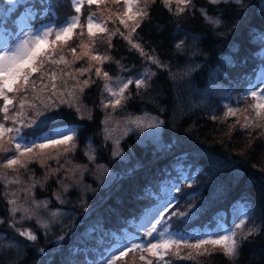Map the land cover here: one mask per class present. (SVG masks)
I'll list each match as a JSON object with an SVG mask.
<instances>
[{
	"label": "trees",
	"instance_id": "1",
	"mask_svg": "<svg viewBox=\"0 0 264 264\" xmlns=\"http://www.w3.org/2000/svg\"><path fill=\"white\" fill-rule=\"evenodd\" d=\"M32 2L37 4L39 13L29 19L32 26L48 21L60 25L76 15L71 0H52L55 7L51 12L45 10L39 0ZM0 7L8 5L0 0ZM170 7L172 11L165 7L163 0L149 3L147 18L141 20V27L132 35L133 41L141 44L150 55L154 50V54L168 65L167 71L157 69L124 39L130 28L119 22L124 11L121 3L107 33L90 39L82 30L74 29L71 40L66 43L56 41L55 44L52 35L49 55L53 59L63 55L68 63L67 66L57 65L44 59L41 71L46 75L43 83H51L48 78L51 72L57 74L56 84L61 86L66 80L69 90L76 80L65 73H72L81 82L89 76L96 81L85 87L80 95L84 119H80L74 109L61 106V111L68 114L69 122L80 126L78 144L75 153L70 154L71 164L67 167L83 165L87 170L83 171L82 177L77 172L73 180L67 181L71 185L67 193L51 179L43 189H35L36 200H47L49 210H65L46 229L36 226L34 219L13 223L5 190L0 184V220L4 221L0 224V264H97L109 242L122 235L123 226L130 227L148 202L155 198V182L168 174L179 178L182 172L193 173L195 179L182 188L178 201L170 210L190 209L189 215L198 208L202 211L187 222V218L173 216L168 219L167 211L165 219L172 228L184 232L202 230L220 211L228 209L237 198L246 196L250 210L245 225L238 232V240L248 228L255 231L241 240L239 255L234 259L211 245L205 246L207 252L204 255H198V251L204 249H188L181 245L179 257L175 255L177 250L172 248L165 259L173 264H264V127H242L245 117H252L254 113L241 96L249 79L264 66V3L245 0V6L240 8L234 2L211 4L209 0H192L187 7L180 5L185 11L179 15L175 14L176 0H171ZM201 9H206L209 16L219 18L221 23L207 22ZM132 23L128 21L129 25ZM17 28V24L9 22L4 32L13 38ZM111 32L116 34L111 36L109 47ZM82 41L87 47H80ZM181 41L183 47L178 51L175 44ZM73 47L77 49L75 54L71 51ZM90 49L101 55L105 53L111 59L103 64L91 61L92 71L80 76L77 69L89 63V58L81 54ZM146 66L156 72L150 87L136 96L132 85L129 91L133 98L124 110L104 109L101 101L108 95L104 92L106 81L95 77V68L100 67L109 75L129 72L124 77L135 78ZM39 77L40 73H35L30 81L36 83L37 89L41 86ZM49 94L29 91L28 97L29 100L33 96L46 100ZM14 95L9 93L10 97ZM2 104L0 101V106ZM229 105L239 109L235 116H226ZM107 113L112 114L114 121L141 114L154 115L164 122L161 140L141 144L129 134L122 142L121 155L114 157L112 141L106 140L103 132L102 122ZM89 114L92 119H87ZM24 131L31 132L32 129ZM161 145H172L182 152L163 156ZM89 150L95 154L93 162L84 154ZM46 162L56 167L55 160ZM29 169L36 178L43 177L46 171L38 162L29 164ZM109 171L114 173L112 177ZM9 187L17 188L15 185ZM55 192H61L66 201L64 204L56 200ZM188 192L191 194L187 198ZM19 195L23 198L24 194ZM11 224L15 227H10ZM20 228L30 229L37 235V240L31 242L19 236L16 229ZM60 237L64 239L60 240ZM190 252L195 259L180 258ZM141 255L146 260L155 259L137 250L116 264H146V260L140 259Z\"/></svg>",
	"mask_w": 264,
	"mask_h": 264
},
{
	"label": "snow or ice",
	"instance_id": "2",
	"mask_svg": "<svg viewBox=\"0 0 264 264\" xmlns=\"http://www.w3.org/2000/svg\"><path fill=\"white\" fill-rule=\"evenodd\" d=\"M83 0H72V4L75 8V13L81 12V4ZM112 3H119L120 0H111ZM124 11L123 17L119 18L120 24L124 25L125 28H130L129 34L124 36V39L128 41L132 48L136 49L142 57L150 61L151 64L155 65L157 69L161 71H167L168 65L163 63L158 56L149 54L144 50L141 44L136 43L132 39V35L136 33V30L141 27V20L148 16V5L149 3H155V0H143V5H139V0H123ZM234 2L240 8L245 6V0H209L211 4L220 3H232ZM8 7H0V33L4 32L9 22L15 25L24 18H35L39 15L37 12V4L33 3L32 0H6ZM89 5L96 4L100 5L105 3V0H87ZM165 7L172 11L171 0H163ZM192 0H176L177 8L175 14L179 15L185 11V7L190 5ZM264 3V0H261ZM39 4L45 8L48 12L55 7L52 0H39ZM139 5V6H138ZM184 5L185 7H180ZM135 8V11L133 9ZM22 9V11L20 10ZM201 13L205 20L211 24L219 25L221 20L208 15L206 9H201ZM96 13L93 12L87 17V35L90 39L95 38L97 33L109 32L106 26H102L99 21L94 18ZM80 16L73 15L66 19V21L55 27L48 26L42 29L38 33L30 31L24 32L25 39L19 40L13 46L9 47L5 44L0 47V101H3L0 106V184L4 188V197L8 207L9 215L13 218L20 213L19 222L24 220H32L35 218V209L47 208L48 201L42 200L37 201L35 198V189L37 187L43 189L48 181L54 180L63 193H67L70 188V184L67 181L73 180L77 172L80 173L81 177L83 171L87 170L86 166L78 165L73 167H67L71 164L70 154H74L77 144L80 126L69 122L68 114L61 111V106H65L69 109H74L79 115L80 119L85 117L81 115L80 106V95L83 94L84 88L89 87L90 84H94L96 81L89 76L82 82L79 81L76 76L72 73H65L68 77L76 80V84L69 90L67 81H63L61 86L56 84L57 74L51 72L48 74V78L51 83H43L46 73L42 72L41 69L44 67L43 60L48 59L52 64H65L67 61L63 55L59 56L58 59H53L49 55L48 51V38L52 35L55 36L56 41H64L72 39L74 29L80 26ZM128 21H132L131 25ZM119 32V29H116ZM116 32H111L108 36V44L111 47V36L115 35ZM123 36V33H120ZM83 35V32L80 33ZM95 41L93 40V43ZM80 47H87L83 43ZM183 47V41L175 44V48L179 51ZM73 54L76 53V47L71 49ZM83 57L89 58V63L85 67L77 69L80 76H83L86 72L92 71L91 61H95L99 64L111 59L108 55H101L97 52L90 51L83 52ZM81 56H76V59H81ZM35 73H40L41 86L37 89V85L34 81H31V77ZM95 77L103 78L106 83L104 84V92L108 95L101 101L104 109L111 108L113 112L117 109L124 110L127 107L129 100L133 98V93L129 91L130 86L134 85L136 89V96H140L142 90H147L150 87V81L156 76V72L152 71L150 67L146 66L145 70L140 72L135 78L128 77L126 79H117L115 82L109 76L107 71H103L100 67L95 68ZM261 83H264V77L261 79ZM82 84V86H81ZM63 88V90H61ZM78 89V92H77ZM32 92H45L50 93L47 95V99H40L39 96H33L29 100L28 93ZM9 93H15L14 96H9ZM251 97L254 98L255 103L250 104L249 108L254 113L252 117H245V123L242 127L249 128L255 126L256 128L264 127V89L260 91L251 90ZM56 97L57 99H53ZM15 101V103H14ZM36 101H39L38 103ZM239 109L229 108L227 115L235 116ZM87 119H92L89 114ZM155 119V118H153ZM215 119V117H213ZM10 122V124H9ZM112 122V114L107 113L104 123L105 128L103 132L106 140L113 139V132L115 129H111L108 125ZM144 118L128 116L126 120V127L123 131V135H127L132 130L131 126L135 128H141L144 126ZM162 120L158 121V124L148 123L147 127H157L162 125ZM239 123V121H237ZM234 127V125H233ZM24 129H32L31 132H25ZM115 145L112 155L120 156V138L117 137L113 140ZM49 149L55 150L54 152L48 151ZM11 153V155H9ZM90 162L95 161V154L89 150L84 153ZM47 160H55L56 167H52L47 164ZM38 162L42 168H45V175L41 178H36L35 173L29 169V164ZM15 185L16 189H10L9 186ZM179 191V187L174 189ZM23 193V198L19 195ZM56 200L61 204L66 201L63 198L61 192L54 193ZM176 199L169 193L168 197L163 199L158 206L153 210L147 227L144 228L145 234L149 237H153L155 233L159 240L157 243L151 241L146 244L131 243L126 244L119 240L109 242L108 247L104 253H101V264H116L118 260H123L128 254L135 253L137 250L141 253H147L148 256L155 257L157 264L159 261H164L165 256L168 254V250L175 248L177 251L175 255L179 257V249L181 245L184 248L196 249L204 251H198V255H204L207 250L206 245H211L213 248L219 246L223 254L234 259L239 255V248L241 240L247 239L255 231L254 228H248L245 235L238 240L237 232L228 229H220L214 233H205L201 237L196 238V243H189L186 239H173L171 237L164 238V232L167 231L170 225L167 224V220L164 215H161L168 210V219L173 216L177 219H184L185 222L192 220L202 209H196L189 215V210L185 211H171L170 206L172 200ZM53 217L58 215V212H52ZM247 217L248 213H244ZM239 220L235 223L236 229H241L246 220L240 216L236 217ZM4 221L0 220V224ZM42 228H48V223L37 220ZM163 225L162 230L158 231V226ZM10 227H15V224H11ZM19 236L25 237L26 240L35 242L37 235L30 229H16ZM63 240L64 237H60ZM41 251H43L41 249ZM210 255V253H208ZM195 259L192 253H188L186 257ZM141 260H146L144 255L140 256ZM146 264H153V260L147 259ZM165 264H168L165 261Z\"/></svg>",
	"mask_w": 264,
	"mask_h": 264
},
{
	"label": "rangeland",
	"instance_id": "3",
	"mask_svg": "<svg viewBox=\"0 0 264 264\" xmlns=\"http://www.w3.org/2000/svg\"><path fill=\"white\" fill-rule=\"evenodd\" d=\"M100 12L103 15L104 12H105V9L100 10ZM47 27H48L47 25H43V26H40V27H38L36 29H30L26 18H24V19H22L20 21V29H21L23 34H24V32H27V31H30V32H33V33H38L42 29L47 28ZM22 39H25V38H22ZM18 42H19V40L17 41V43ZM5 44H7L9 47L13 46V45H11L8 42L6 36L3 33H0V47H3ZM262 77H264V70L261 71V73L259 74V76H258L257 80L254 82V84L249 87V92H251V90H253V88H255V90H257V91H260L261 89H264V83H261ZM138 117L144 118V121H145L144 126L141 127V128H135L134 126H131L132 130L129 131L128 134L131 133V132L135 133L137 138L139 140L143 141V142H148V141H152V140H159L160 139V135H161L162 125H159L157 127H152V128L147 127L148 123L158 124V121H159L158 118L154 117V116H151V115L138 116ZM153 118H155V119H153ZM126 120H127V118L120 120V122L112 120V122L108 125L109 128L115 129V131L113 132V139L111 140L114 147H115V145L113 143V140L115 138L119 137L120 141H121L126 136V135H123V131H124L125 127L127 126L126 125ZM104 128H105V125H104ZM176 186L177 185H174L172 188H167V187L165 188V190H164L166 192L165 193V198L168 197L169 193H171V196H173L172 193H173V190L176 188ZM153 210L154 209L149 211L143 217L142 221L140 222V225L142 227L141 231L144 232V233H145L144 228L147 227L149 219H150L151 215L153 214ZM244 213H246V212H245V210H244V208L242 206H237V207L233 208V211L230 214L231 225H226L222 221H221V223L218 222L217 225L213 229H206L201 234V236H203L205 233H214L215 231L220 230V229L231 228L232 230H234L235 223L239 222V220H237L236 217L240 216L241 218L244 219L245 218ZM42 215H43V219H44L42 221H45L46 223L50 222L53 219V216L51 215V213H49V214L45 213V214H42ZM19 217H20V213H17V216L15 218L19 219ZM162 228H163L162 226H158V231L162 230ZM146 237L147 238L145 240H143V244H146L149 241H151L152 243H157L158 240H159V237L155 233L153 234V237H149L147 235H146ZM169 237H171L173 239H186V240L189 239L188 236L180 235L177 232H173V231L167 229V231L164 232V238H169ZM129 242L130 243H127V244L140 243L141 242V238L139 236H132L131 237V241H130V238H129Z\"/></svg>",
	"mask_w": 264,
	"mask_h": 264
}]
</instances>
